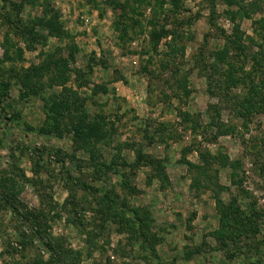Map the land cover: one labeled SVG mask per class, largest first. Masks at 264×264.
Masks as SVG:
<instances>
[{"label": "rangeland", "instance_id": "1", "mask_svg": "<svg viewBox=\"0 0 264 264\" xmlns=\"http://www.w3.org/2000/svg\"><path fill=\"white\" fill-rule=\"evenodd\" d=\"M254 85L264 0H0V264H264Z\"/></svg>", "mask_w": 264, "mask_h": 264}, {"label": "trees", "instance_id": "2", "mask_svg": "<svg viewBox=\"0 0 264 264\" xmlns=\"http://www.w3.org/2000/svg\"><path fill=\"white\" fill-rule=\"evenodd\" d=\"M134 1H135V3H140L141 2V0H134ZM45 26L48 28V31L50 33L60 34V33H58L59 28L56 26V23L54 21L46 22ZM116 26L120 27L118 21L116 22ZM164 33H166V32H164ZM150 36H151V38L155 37L156 39H158V37L160 35H158L156 33H153ZM252 87H253V91L250 92V96L245 99L244 103H251V105H249V107H252L253 105H256L257 107H260V109H262V111H264V97L260 96V87L256 86V85H254ZM62 102H63L62 106L65 107L66 106V100L65 101L63 100ZM52 110H55V109L53 108ZM76 127H77V133L80 134V135L88 136V135L92 134V132H90V130H89L90 128H89L88 125H83V126L78 125ZM94 130H95V128H93V133L95 132ZM84 136H82V137H84ZM146 162H148L152 166L154 165V161L151 158L150 159L147 158ZM155 163H156L155 170L163 169L159 162H155ZM224 214H221V216L222 215L224 216ZM239 216L240 215L236 216V219H235V222H234L235 225H233V227L231 229V232L229 233L228 238L232 237L235 234H238V235L239 234H243L244 235V234H247V232L249 234H253V233H255L257 231L258 224H257L256 220H253V221H249L248 220L247 224L246 223H241L239 221ZM222 224H224L223 221H222ZM223 233L221 235H223ZM52 251H54V250H52Z\"/></svg>", "mask_w": 264, "mask_h": 264}]
</instances>
